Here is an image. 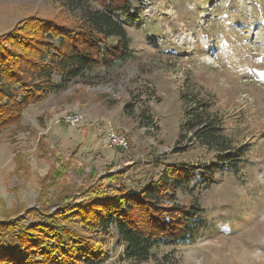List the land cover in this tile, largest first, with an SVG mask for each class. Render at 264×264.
Returning <instances> with one entry per match:
<instances>
[{
    "label": "rangeland",
    "instance_id": "obj_1",
    "mask_svg": "<svg viewBox=\"0 0 264 264\" xmlns=\"http://www.w3.org/2000/svg\"><path fill=\"white\" fill-rule=\"evenodd\" d=\"M129 1L138 16L125 24L131 58L52 92L25 110L19 128L0 133V222L37 208L51 151L79 147L77 162L99 173L125 170L127 189L137 190L161 163L199 169L217 161L222 145L242 155L238 172L177 191L179 203L203 210L195 240L159 245L141 264H264V0ZM63 2L0 0V35L30 16L75 20L79 8ZM194 112L210 139L181 129ZM71 114L83 116L78 127L64 124ZM109 131L124 134L129 149L103 146ZM68 178L79 182L75 171ZM124 250L114 238L101 264H133Z\"/></svg>",
    "mask_w": 264,
    "mask_h": 264
},
{
    "label": "trees",
    "instance_id": "obj_2",
    "mask_svg": "<svg viewBox=\"0 0 264 264\" xmlns=\"http://www.w3.org/2000/svg\"><path fill=\"white\" fill-rule=\"evenodd\" d=\"M63 5L79 8L78 17L64 23L30 16L0 35V133L19 128L25 110L52 92L96 68L109 70L131 58L125 24L138 16L129 0H66ZM192 115L181 129L210 139L212 129L198 121L199 113ZM221 147L217 161L199 169L161 163L157 178L137 190L127 189L125 170L107 167L99 173L77 162L79 147L66 155L51 151L37 208L0 222V264H101L114 238L124 245L126 260L141 264L159 245L192 243L203 210L198 203H179L177 191L195 183L207 188L215 174L238 172L242 155ZM72 171L78 183L68 178Z\"/></svg>",
    "mask_w": 264,
    "mask_h": 264
},
{
    "label": "built area",
    "instance_id": "obj_3",
    "mask_svg": "<svg viewBox=\"0 0 264 264\" xmlns=\"http://www.w3.org/2000/svg\"><path fill=\"white\" fill-rule=\"evenodd\" d=\"M62 120L68 127L75 128L82 123L83 116L80 114L65 115ZM100 142L103 146L109 149H129L128 138L122 133L109 131L103 135Z\"/></svg>",
    "mask_w": 264,
    "mask_h": 264
}]
</instances>
